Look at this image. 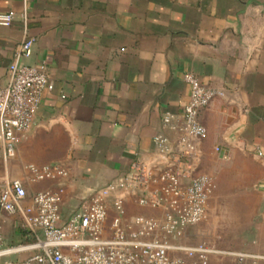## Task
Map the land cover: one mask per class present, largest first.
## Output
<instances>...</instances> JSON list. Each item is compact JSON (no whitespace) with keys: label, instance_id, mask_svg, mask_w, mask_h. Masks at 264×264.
I'll return each instance as SVG.
<instances>
[{"label":"crops","instance_id":"1","mask_svg":"<svg viewBox=\"0 0 264 264\" xmlns=\"http://www.w3.org/2000/svg\"><path fill=\"white\" fill-rule=\"evenodd\" d=\"M10 11L13 23L0 25V87L17 60L46 63L55 89L45 93L16 155L0 156V182L22 180L25 205L63 184L60 214L68 221L83 198L135 161L154 163L156 135L177 139L163 117L182 115L190 93L184 75L191 72L224 95L201 114L207 133L198 170L213 176L216 189L207 219L183 241L196 237L195 244L222 252L264 256V0H0V15ZM27 37L35 39L32 54L17 58ZM56 163L69 170L67 178L31 181L28 165ZM224 202L227 237L219 240L216 215ZM0 221L2 247L36 240L20 214L0 213ZM35 252L0 257V264ZM211 261L238 264L231 254Z\"/></svg>","mask_w":264,"mask_h":264},{"label":"built area","instance_id":"2","mask_svg":"<svg viewBox=\"0 0 264 264\" xmlns=\"http://www.w3.org/2000/svg\"><path fill=\"white\" fill-rule=\"evenodd\" d=\"M16 16L14 11L0 15V25H11ZM34 44L35 39L27 37L17 58L29 57ZM8 73V84L0 87V156L5 161L16 155L19 141L34 127L45 93L55 89L46 63L32 66L15 60ZM184 80L190 93L182 115L163 117L164 128L176 133L177 139L156 135L154 163L135 161L128 173L83 198L68 221L63 222L60 214L63 184L35 193L31 204L25 205L28 192L23 181L4 180L0 213L20 214L24 226L36 234L31 244L2 247L0 221V257L36 251L24 259L8 258L4 264H213L214 254L235 255L238 264H246L248 258L264 260L262 255L222 252L205 242L183 241L207 219L216 189L213 176L198 170L199 144L207 133L201 114L213 99L224 95L191 72ZM27 170L34 183L69 176V170L58 163L31 164ZM130 207L146 212L130 213Z\"/></svg>","mask_w":264,"mask_h":264},{"label":"rangeland","instance_id":"3","mask_svg":"<svg viewBox=\"0 0 264 264\" xmlns=\"http://www.w3.org/2000/svg\"><path fill=\"white\" fill-rule=\"evenodd\" d=\"M3 183L4 181L0 182V193H1V190H2V187H3ZM81 204V203H80ZM80 204L76 207V209L80 206ZM221 208H222V211L221 210H218L217 212V215H216V218L218 219V224L216 226V239H219L221 240L222 238L224 240H226V237H227V231H226V225H225V220H221V217L222 215L226 214V208H227V203L224 202V203H221ZM129 212L130 213H138L139 211H135V210H130L129 209ZM195 228L194 227V230L193 232L195 233ZM198 240L196 239V237H194L193 241H191V243L195 244Z\"/></svg>","mask_w":264,"mask_h":264}]
</instances>
